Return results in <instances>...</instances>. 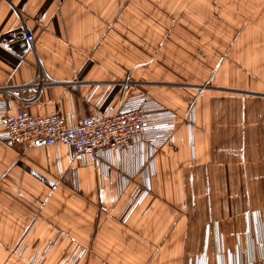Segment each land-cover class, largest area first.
I'll use <instances>...</instances> for the list:
<instances>
[{
	"label": "crops",
	"instance_id": "0c3cea01",
	"mask_svg": "<svg viewBox=\"0 0 264 264\" xmlns=\"http://www.w3.org/2000/svg\"><path fill=\"white\" fill-rule=\"evenodd\" d=\"M0 100L65 126L147 94L167 144L0 142V264H264V0H0ZM148 194L122 218L134 192Z\"/></svg>",
	"mask_w": 264,
	"mask_h": 264
},
{
	"label": "built area",
	"instance_id": "2783aa9c",
	"mask_svg": "<svg viewBox=\"0 0 264 264\" xmlns=\"http://www.w3.org/2000/svg\"><path fill=\"white\" fill-rule=\"evenodd\" d=\"M21 42L31 48L35 44V36L26 26L0 40L4 48ZM177 120L173 111L147 94L124 98L117 110L79 119L71 127L65 126L58 111L35 117L24 106L18 105L12 113L10 104L4 98L0 100V142L8 145H63L77 155L91 157L96 167H100L104 152H126L136 144L153 156L167 144L176 130ZM147 194V188L137 189L122 218H126Z\"/></svg>",
	"mask_w": 264,
	"mask_h": 264
}]
</instances>
